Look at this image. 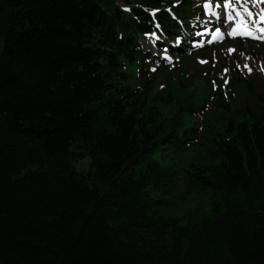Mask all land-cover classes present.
I'll return each mask as SVG.
<instances>
[{"label": "trees", "instance_id": "1", "mask_svg": "<svg viewBox=\"0 0 264 264\" xmlns=\"http://www.w3.org/2000/svg\"><path fill=\"white\" fill-rule=\"evenodd\" d=\"M192 5L0 0V264H264V93L152 94Z\"/></svg>", "mask_w": 264, "mask_h": 264}, {"label": "rangeland", "instance_id": "2", "mask_svg": "<svg viewBox=\"0 0 264 264\" xmlns=\"http://www.w3.org/2000/svg\"><path fill=\"white\" fill-rule=\"evenodd\" d=\"M195 3L196 10L198 3ZM196 19L198 20L197 17H195V20ZM202 19L200 18V21H202ZM202 23L205 24V21ZM197 35H201V33L196 34V36ZM160 39L163 38L158 36V34H153L150 37H146L144 40L145 44L143 45L147 50L153 48L154 54L162 55L166 64L170 65L160 73H157L152 85L153 95L168 91L176 84L179 91L188 88L192 92L193 97L197 101H201L206 99L207 95V93L203 91L204 88H207V86L211 87L210 84L216 86L220 83L222 85L221 91L223 95L229 100V103L235 106V110H238L245 102V98L243 97L244 93H247L244 88L246 87L244 86L245 84H249L256 95L264 93V45L261 47L255 43L249 44L244 42V44L240 46L235 40L230 42L225 40L221 43L214 44L211 50L207 52H201L195 47L189 49L187 46H182L183 49H176L177 53L179 52L183 55V57L178 60L177 58H171L168 51L162 50L159 52L157 50L155 43ZM164 42L168 43L169 41L167 40ZM230 49L234 51H230ZM147 60L148 58L146 61ZM147 64H149L150 71L153 70L156 65V63L154 64L151 62H147ZM235 77L242 78L243 85H234ZM179 80L182 81L181 84H183V86H181ZM191 81L196 83L190 85ZM135 85L137 86L138 83H135ZM229 95L232 97H229ZM208 104L207 110L213 106L212 102ZM182 161V157L176 158V167H179L180 170ZM87 163L88 160H84L77 165L78 169L82 170ZM168 198H170L171 202H173L176 207H180L187 203L190 204L191 202H202L201 195L196 193V191L186 188L183 181H179L171 188Z\"/></svg>", "mask_w": 264, "mask_h": 264}, {"label": "snow or ice", "instance_id": "3", "mask_svg": "<svg viewBox=\"0 0 264 264\" xmlns=\"http://www.w3.org/2000/svg\"><path fill=\"white\" fill-rule=\"evenodd\" d=\"M233 6L234 5L231 4V3H226L225 4V7H233ZM228 19L230 20V19H232V17L231 16H228ZM261 19H264V17H261ZM222 22H223V20H222ZM230 27H231V25H230ZM261 31H264V28H262ZM215 32L216 33H220L221 32V29L220 28H216L215 29ZM232 34L233 35H235V34L252 35V31L248 27L247 23L245 21L241 20V21L237 22L235 28H233ZM213 38L214 39L216 38L215 34H214V37ZM230 51H234V50L233 49H230Z\"/></svg>", "mask_w": 264, "mask_h": 264}]
</instances>
